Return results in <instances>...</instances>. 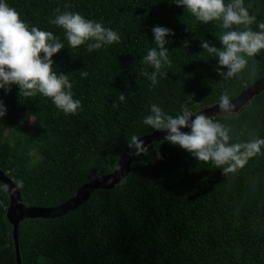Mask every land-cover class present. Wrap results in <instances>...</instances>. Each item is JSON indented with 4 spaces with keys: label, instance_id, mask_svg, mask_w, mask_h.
Segmentation results:
<instances>
[{
    "label": "trees",
    "instance_id": "1",
    "mask_svg": "<svg viewBox=\"0 0 264 264\" xmlns=\"http://www.w3.org/2000/svg\"><path fill=\"white\" fill-rule=\"evenodd\" d=\"M7 2L29 26L60 37L65 48L53 56V69L69 73L74 98L82 102L81 111L65 115L50 98L24 97L15 86L0 90L8 109L0 119V171L16 186L23 181L17 187L27 208L61 206L84 185L114 173L132 135L159 132L141 123L152 103L172 115L182 106L201 112L218 105L223 91L233 101L264 78V49L238 76L219 74L200 38L220 47L221 21L200 24L174 0ZM244 6L255 30L264 21V0H244ZM57 9L117 30L119 43L92 53L85 45L69 47L64 30L49 23ZM154 25L174 35L167 76L153 88L141 75L152 69L141 61L156 46ZM121 92L126 100L114 109ZM212 119L229 126L234 138H264V90L237 112ZM147 149L121 183L93 191L73 211L24 219L18 229L22 264H264V150L225 173L162 140ZM33 150L37 155H29ZM9 206L7 187L0 190V264H19Z\"/></svg>",
    "mask_w": 264,
    "mask_h": 264
},
{
    "label": "clouds",
    "instance_id": "2",
    "mask_svg": "<svg viewBox=\"0 0 264 264\" xmlns=\"http://www.w3.org/2000/svg\"><path fill=\"white\" fill-rule=\"evenodd\" d=\"M174 3L200 24L221 21L226 31L218 37L220 47L203 37L200 39L201 48L217 59L215 70L225 79L238 76L247 67L248 58L264 49V21H257L255 30L249 27L255 17L244 6V0H174ZM49 23L64 30L69 47L76 49L85 45L88 53L119 43L121 39L117 30L88 19L79 12L57 9ZM151 33L156 46L147 50L141 63L152 71L142 69L141 75L150 80L154 88L159 78L167 76L165 68L171 65L167 45L174 33L161 25L152 26ZM184 44L187 47L188 41ZM64 48L65 44L52 31L29 26L7 0H0V90L8 93L15 86L19 95L35 97L39 94L50 98L56 109L65 115L77 114L82 110V102L74 98L69 73L53 69V56ZM80 76L87 77L88 72L81 71ZM117 99L119 103L113 102L114 109L125 102L126 96L121 92ZM218 107L222 113H231L235 109L227 90L221 93ZM7 111V105L0 99V119L6 116ZM141 123L152 130L164 132L163 142L178 146L198 161H210L225 173L234 171L250 156L259 155L264 150V138H234L235 134L229 126L202 111L192 112L186 106L172 115L152 103ZM127 145L129 149H134L130 152L132 156L148 151L144 141L136 135L131 136ZM29 155L37 154L33 150ZM156 158L163 159V156L157 152ZM16 184L22 186L23 181L17 180ZM0 190L7 191V186L0 184Z\"/></svg>",
    "mask_w": 264,
    "mask_h": 264
},
{
    "label": "water",
    "instance_id": "3",
    "mask_svg": "<svg viewBox=\"0 0 264 264\" xmlns=\"http://www.w3.org/2000/svg\"><path fill=\"white\" fill-rule=\"evenodd\" d=\"M264 90V78L258 80L246 90L242 92L232 103L236 106L232 112H237L243 105H245L248 100L256 93ZM205 115L215 118L218 115L225 114L220 112L218 105L206 108L202 110ZM187 131V129H184ZM165 133L162 131L155 132L153 134L144 136L141 138L144 141L145 146L154 142L163 140ZM134 149H129L124 152L121 156L117 168L114 173L102 177L96 178L89 184L81 187L77 194L67 201L65 204L58 206L56 208H27L23 202L21 193L18 187L14 184L13 180L8 178L6 174L0 171V180H2L8 187L10 193V206L9 214L11 222L14 225V239L18 254V263L22 264L20 253H19V242H18V229L19 225L26 218H56L73 211L77 206L83 204L92 194L93 191L98 189H111L117 184L121 183L130 173L131 164L135 156L130 155V152Z\"/></svg>",
    "mask_w": 264,
    "mask_h": 264
},
{
    "label": "rangeland",
    "instance_id": "4",
    "mask_svg": "<svg viewBox=\"0 0 264 264\" xmlns=\"http://www.w3.org/2000/svg\"><path fill=\"white\" fill-rule=\"evenodd\" d=\"M30 125H32V124H34V118H31L30 119V123H29Z\"/></svg>",
    "mask_w": 264,
    "mask_h": 264
}]
</instances>
